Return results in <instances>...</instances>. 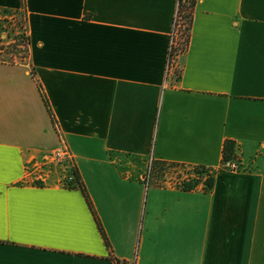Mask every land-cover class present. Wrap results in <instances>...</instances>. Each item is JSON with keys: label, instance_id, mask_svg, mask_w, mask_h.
Returning <instances> with one entry per match:
<instances>
[{"label": "crops", "instance_id": "crops-1", "mask_svg": "<svg viewBox=\"0 0 264 264\" xmlns=\"http://www.w3.org/2000/svg\"><path fill=\"white\" fill-rule=\"evenodd\" d=\"M176 7L0 0L29 40L0 58V264H264V0H196L165 77ZM227 140L243 170L220 169ZM61 143L86 193L23 182ZM155 162L212 186L149 179Z\"/></svg>", "mask_w": 264, "mask_h": 264}, {"label": "built area", "instance_id": "built-area-1", "mask_svg": "<svg viewBox=\"0 0 264 264\" xmlns=\"http://www.w3.org/2000/svg\"><path fill=\"white\" fill-rule=\"evenodd\" d=\"M179 2L177 0V7L173 19V26L169 36L168 42V55L165 62V77L172 73L175 69V58L181 51L175 50L177 47L178 38V9ZM4 36V35H3ZM2 36V38H3ZM221 170L226 171H239L243 170V164L237 157L222 162ZM77 172L73 162L72 154L69 148L61 143L52 150L40 153V155L32 157L24 164L23 182L34 185H46L49 183L59 184L64 187L76 186L75 176L73 172ZM175 184L181 185L180 180L174 181ZM136 255L134 260L129 264H135Z\"/></svg>", "mask_w": 264, "mask_h": 264}, {"label": "rangeland", "instance_id": "rangeland-1", "mask_svg": "<svg viewBox=\"0 0 264 264\" xmlns=\"http://www.w3.org/2000/svg\"><path fill=\"white\" fill-rule=\"evenodd\" d=\"M13 14V13H12ZM4 32V36H0V58L7 61H24L27 60V48L25 37V23L24 14L20 10L11 19L1 20L0 33ZM175 58V55H173ZM176 69V68H175ZM174 69V72L176 71ZM197 165H189L184 163H170V162H155L149 165L148 174L151 179V174L155 178H161L159 182L167 181L169 184L180 180L187 181L188 178L195 175ZM209 171L203 173L208 176ZM157 182V181H156ZM180 185V184H179ZM181 186V185H180Z\"/></svg>", "mask_w": 264, "mask_h": 264}, {"label": "trees", "instance_id": "trees-1", "mask_svg": "<svg viewBox=\"0 0 264 264\" xmlns=\"http://www.w3.org/2000/svg\"><path fill=\"white\" fill-rule=\"evenodd\" d=\"M178 2H179L178 9H177L178 22H179L178 38H177L178 45L175 48V50L183 51L186 48L188 41H189L190 27H191L192 17H193V9H194L196 0H178ZM21 5L22 6L24 5V0H21ZM24 23H25V19H24ZM20 36L25 37V40L27 43L26 48L28 52V43H29L28 37L24 34H21ZM233 157H235L234 156V142L227 140L223 147V161L229 160ZM197 166L198 167H196L195 175L188 178L187 181L182 182V188L184 190L194 189L201 182L207 189L211 188L212 183H213L212 177L208 174V176L202 181V175L203 173H205L206 169L203 166H200V165H197ZM73 174L75 176V181L77 182L76 186H78L85 192V187L83 183L80 181L78 173L75 171L73 172Z\"/></svg>", "mask_w": 264, "mask_h": 264}]
</instances>
